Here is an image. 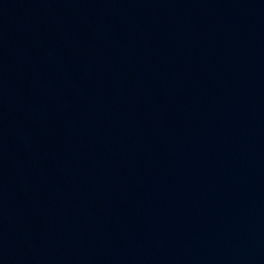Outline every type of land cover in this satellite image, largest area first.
I'll return each mask as SVG.
<instances>
[{
	"label": "water",
	"instance_id": "water-1",
	"mask_svg": "<svg viewBox=\"0 0 264 264\" xmlns=\"http://www.w3.org/2000/svg\"><path fill=\"white\" fill-rule=\"evenodd\" d=\"M0 264H264V0H0Z\"/></svg>",
	"mask_w": 264,
	"mask_h": 264
}]
</instances>
